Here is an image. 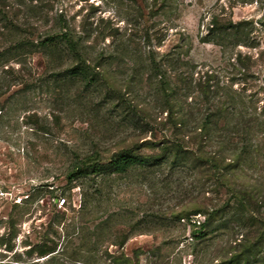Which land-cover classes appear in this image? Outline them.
I'll list each match as a JSON object with an SVG mask.
<instances>
[{
  "label": "rangeland",
  "instance_id": "obj_1",
  "mask_svg": "<svg viewBox=\"0 0 264 264\" xmlns=\"http://www.w3.org/2000/svg\"><path fill=\"white\" fill-rule=\"evenodd\" d=\"M4 4L8 19L33 37L66 26L80 38L86 61L99 63L96 71L102 77L90 86L85 81L55 80L54 72L67 67L72 57L63 54L58 60L49 51L0 64V235L12 215L18 228L17 251L24 253L45 237L56 239L60 250L49 263L48 256L36 254L23 255V260L264 264V244L248 263L230 259L238 242L253 234V227L248 219H239L231 191L217 186L205 166L193 168L190 157L185 164L170 166L166 160L114 174L104 183L98 180L103 198L93 201L88 214L79 211L81 180L68 184L65 177L76 155L94 150L106 158L139 143L140 152L151 153L157 151L156 143L176 135L184 136L196 150L191 141L200 121L207 113L216 114L215 121L222 112L227 124L217 130L211 127L203 151L225 158L224 174L237 190L253 191L264 220V0H4ZM238 22H244L245 43L234 44L237 38L211 30ZM3 46L6 43L0 40ZM155 63L182 105L184 135L166 123L168 106ZM11 81L15 82L8 87ZM199 81H210L215 97L204 99ZM242 148V158L234 160ZM226 201L230 206L210 221L208 236L192 239V222L203 221ZM195 210L200 213L187 214L191 221L174 217ZM62 213L63 223L50 226L51 219ZM250 213L249 207L245 217ZM112 214L116 215L111 232L93 236L95 248L82 247L84 225Z\"/></svg>",
  "mask_w": 264,
  "mask_h": 264
},
{
  "label": "trees",
  "instance_id": "obj_2",
  "mask_svg": "<svg viewBox=\"0 0 264 264\" xmlns=\"http://www.w3.org/2000/svg\"><path fill=\"white\" fill-rule=\"evenodd\" d=\"M5 8L6 4H4V0H0V40L6 43V46L0 47V64L8 65L11 58L22 60L33 52L46 54L49 51L50 56L52 58L57 57L58 60H62L63 54L72 57L71 63L67 67L61 71L54 72L53 76L55 80L85 81L86 84L90 86L92 81H98L99 77L102 78L101 74L96 71V67L99 66V63L91 64L86 61L81 51L80 38L76 37L66 26H63L58 32L47 33L36 38L33 37L31 32L28 33L27 29L21 28L18 24L9 20L7 16L8 11ZM211 23L215 26V18L212 19ZM243 23L244 22L229 23V25L223 28L217 26L216 28L212 27L213 29L211 30L221 31L222 37L237 38L234 44L245 43L242 39L244 30ZM153 70L156 71L155 75L160 76V92L164 94L163 97L168 106L166 123L171 124L176 134L184 135L183 133L185 130L183 129L184 127L187 128V120L185 113L182 112V105L174 98L175 91L169 86L168 79L164 76L161 65L156 63L153 64ZM14 82L11 81L8 87L13 85ZM198 88L204 99L209 100L215 97L216 91L212 89L210 81H199ZM221 113L222 112L218 114L219 116L217 115V120L215 121L213 120V116L216 117V114L214 115L212 113H207L200 121V124L194 130L195 133L192 135L193 141H191V144H195L196 150L189 147V143L185 141L184 136L181 137L176 135L173 139H164L156 143L158 145L160 143V145L157 147V151L151 153L140 152L139 148L141 144L135 143L117 150L106 158L97 150L82 157L76 155L68 166L65 177L68 184L81 180V185L79 187L81 196L79 205L80 213H90L94 204L93 201L97 203L103 198L102 188H100L102 183L98 180L104 183L114 174L122 175L136 168L159 166L166 160H169L170 166H176L180 163L185 164L184 162L188 159L187 157H190V160L195 164H193V168H195V166L199 168L205 166L207 168L206 170L211 171L217 186L226 187L228 191H231L232 198L235 200V205L238 208L237 213H240L239 219H248V224L253 227V234L238 242L237 252L230 258L231 260L242 259L244 262L248 263L250 259L255 258L264 244V220L259 217L261 216L259 200L255 199V194L252 190L248 188L237 190L232 184L231 179L224 174V170H226L227 166L224 164V157L218 156L215 153L208 154L203 151L204 138L209 134V131L212 129L211 127L214 126L217 130L218 127L222 128V125L224 127L227 124L225 117L222 116ZM132 117L135 122L140 120L135 110L132 111ZM244 130H246V127ZM189 133L192 132L190 131ZM243 150L244 148L234 156V160L236 159L239 161V159L242 158ZM64 203L65 200L62 201L63 206ZM229 206V201H226L222 207L213 208L208 212L203 221H193L194 229L191 231V238L200 240L205 239L209 234L208 228L210 221ZM249 207L251 208V213L247 218L245 214L248 213ZM199 213L200 210H195L194 213L181 211L175 214L174 217L177 220L186 218L191 221L187 214L196 215ZM65 215V213L55 215L49 222V225L62 224ZM115 215H109L107 218L98 221L97 224L92 226L84 225L82 233L85 241L82 247L88 249L95 248L98 242L91 241V238L93 236L100 237L103 233H110L113 228V216ZM6 220L4 233L0 235V247L4 248V252L0 251V264H34L37 262L23 260V255L32 257L34 254L39 257L48 256V263L56 259L55 255L60 253V250L57 249L58 241H56V239L45 237L43 241L37 243L24 253L17 251L15 249V240L18 236L17 222L12 215ZM126 238L127 237L124 238V241ZM119 245L120 247L123 246V242ZM67 248V244L63 249L61 248L62 253L66 251ZM7 255H11V258L6 259L8 257ZM129 261V259H126L127 264H130ZM229 262L230 260H226L219 264H228Z\"/></svg>",
  "mask_w": 264,
  "mask_h": 264
}]
</instances>
